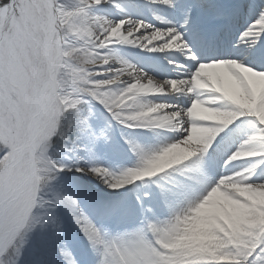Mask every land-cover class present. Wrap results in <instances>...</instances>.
<instances>
[{
    "label": "snow or ice",
    "instance_id": "snow-or-ice-1",
    "mask_svg": "<svg viewBox=\"0 0 264 264\" xmlns=\"http://www.w3.org/2000/svg\"><path fill=\"white\" fill-rule=\"evenodd\" d=\"M200 2L188 0L186 5H181L178 0H150L176 14L175 23L156 16L160 21L157 25L128 16L109 19L100 14L114 0H0V264H25V250L38 229L51 228L62 235L58 211L71 216L86 241L83 264H171L165 258V249L157 242L159 227L190 204L202 200L223 177L243 173L247 177L245 183L264 184V121L219 91L189 84L185 92L139 97L140 107L168 105L165 112L179 113L172 124L154 127L144 121L125 119L119 113L136 109L113 107L102 95L104 89L88 92L84 89H91L92 85L75 81L64 69L42 70L39 49L33 51L32 29L39 13L51 9L54 16L57 11L80 8L88 23L119 26L120 31L130 32L127 43H113V47L98 51L112 53L147 77L191 81L201 66H224L247 91V84L232 66L264 75V2L235 0L227 10L215 9L198 15L193 4ZM249 9L251 19L232 44L236 51L224 53L220 41L229 23L238 21ZM226 16L231 19H225ZM61 35L70 43L74 40L66 29ZM145 35L154 37L152 44L143 47V42L132 43L134 38ZM169 42H175L178 47H171ZM117 45L164 53L173 69L180 66L184 71L176 78H158L153 66L141 68L119 55ZM121 66L115 59L104 65L112 69ZM134 83L131 77H121V83L109 87L120 93ZM194 102L204 103L230 119L210 126L209 122L214 121L189 119L185 114ZM93 108H102L107 119L97 121ZM113 120L123 126L121 142L127 145L131 155L127 164L102 166L93 157L99 147L111 143ZM190 125L210 131L206 151L167 169L171 171L123 181L139 165L142 152L166 149L187 136L185 130ZM134 129L151 130L155 143L137 142L133 138ZM165 130H171L173 138L169 139ZM241 149L259 154L243 161L234 159ZM68 174L88 177L111 190L114 196L131 193L135 208L124 199L98 200L87 189L69 190L61 180ZM152 177L157 179L145 181L146 187L135 183ZM85 200L97 208L103 223H97L85 210ZM36 252L34 249L33 255ZM56 252L61 264H81L62 242ZM240 264H264V233L254 241L253 247L244 251Z\"/></svg>",
    "mask_w": 264,
    "mask_h": 264
},
{
    "label": "bare ground",
    "instance_id": "bare-ground-1",
    "mask_svg": "<svg viewBox=\"0 0 264 264\" xmlns=\"http://www.w3.org/2000/svg\"><path fill=\"white\" fill-rule=\"evenodd\" d=\"M130 1L132 4L136 5V7L131 8V10H133L132 19H142L145 22L158 25L160 21L155 19L156 16L163 17L167 20H171L170 18L174 16L172 15V13H174L173 11L162 6L152 4L150 3V0ZM179 1L180 0H178V2ZM233 2H235V0H207L206 3L205 1L201 0L200 3H195L193 6L197 9L198 15H204L215 9H229ZM254 2L261 3L264 2V0H254ZM180 3H184L186 5L188 0H182ZM103 13L104 11L102 10L100 14ZM47 14L48 16L45 18V25H47L44 33L45 37L41 44L43 52H45L47 71L55 69V71L58 72L61 69H64L66 73L69 74L75 81L82 84L92 85L91 89H84L85 91L98 92L101 89H104L105 91L102 93V95L108 100L109 103L113 105V107L136 109L127 113H119L120 115L124 116L125 119L144 121L149 124L156 120H164V118L177 115V113L165 111L162 113H151L149 108L139 106L138 99H128L131 97V95L138 92L143 84L147 83L146 79L149 77H144L142 73L138 74L136 70L134 72L131 71L129 66L123 64V62V65L121 64L122 66L119 69L104 67V65L112 62L113 60L109 57L103 59L106 56L103 53L106 52H100L98 49L113 47L112 42L117 40L115 37H110L112 34L110 33V30L113 29V26L107 24L93 25L92 23H88L82 9L80 8H73L68 11H57L54 16L51 12V9H48ZM251 16L252 10L249 9V12L238 20L235 38H237L238 33L241 31V28L247 22V20L251 19ZM97 28L99 30H97ZM65 29L67 30V33L74 38L73 42L70 43L67 39H64L61 45L55 46V31H58L60 34ZM117 36L120 35L117 34L116 37ZM153 39L154 37L145 35L140 37L139 42H143V44H152ZM126 40H128V38L125 39V41ZM132 41L135 40L133 39ZM169 45L173 48L178 47L175 42H169ZM116 47L119 49L122 47V45H117ZM145 47H147V45H145ZM160 48L163 49L164 46H160ZM140 51L146 52L143 49ZM125 52L126 51L124 50V53ZM162 56L165 57L164 53H162ZM125 59L128 58L125 57ZM76 61H80L78 65L81 66L82 69L74 72L69 67H67V65L68 62L75 63ZM86 63H89V65L84 66ZM138 67H141V65L139 64ZM232 68L233 71L238 73L243 81L247 84V91L239 86V81L233 76L232 72L224 66H201V68L198 69L193 75L191 81L179 80L178 82L181 84L183 91L186 90V86L189 84L204 90L219 91L222 93L223 97H227L229 100L239 105L241 109L256 115L258 119L264 121V75L253 73L250 70L243 69L235 65H233ZM183 71L184 70L182 68V70L176 71V73L182 74ZM95 76H106L108 78L95 81L88 79L89 77ZM121 77H131L135 83L124 91L115 93L109 86L121 83ZM138 80L142 82L140 83ZM165 86L167 85H164L163 88L165 91H167L168 86L167 89ZM187 90L191 91V88H187ZM93 109L97 111L99 116L102 117L104 121L107 119V114L103 112L102 108ZM185 115H187L189 119L197 120V118H192L189 113H186ZM176 119L174 121H176ZM228 119H230V117H227L225 114H214L210 116L207 121H214L209 122L210 126L211 124L219 121L227 122ZM111 124V143L107 146L99 147L96 150L93 159L99 165H110L112 167H116L118 164L129 163V157L131 154L127 145L121 142V130L123 126L119 125L118 122L114 120L111 121ZM135 133L136 135L133 138L136 139L137 142L144 144L155 143L151 130H143V132ZM183 147L190 151V149L195 148L196 145L188 143L183 145ZM167 150L168 147L166 149H161L158 152H142L139 165L137 168L130 170L126 177H137L134 173H143L141 177H137L138 179L144 176H152L165 170L171 171L167 169L181 163L182 161L176 160L172 165L166 166L165 168H154V170L151 172L144 171L145 169L152 168L157 157L164 155ZM112 153L118 154L119 157L115 163H111L108 160V157ZM256 154L259 153L250 149H241L239 152H237V154H235L234 159H240L243 156ZM74 175L79 178L80 182L83 184L87 183L89 187L97 188V185H99L95 181L91 182L89 179H82V176L79 174ZM161 175L164 174H158V176ZM155 179H157V177L144 178V181H138L135 183H139L142 187H146L147 185L145 184V181H151ZM124 182L129 181L124 180ZM238 186L239 187L229 186L222 188L220 192H215L212 190L208 191L207 195L203 197L204 200L190 204L185 210L177 213L170 221L165 222L161 230L165 232L170 231L174 234L187 232L185 235H190L188 233L194 231L191 233H193L192 237L196 238L195 242L200 246L211 245L212 254L218 253V249L221 246H224L226 243H234L238 240H245V238H251L254 240L255 236L253 234H248L247 231H255L256 229L260 228L264 222V184H245L242 182ZM71 189L72 188L69 190ZM120 191L123 192V189ZM243 198L248 199V201L252 203L253 213H246L249 205L246 204V207H243L242 210L239 207L240 203L235 202L239 201V199L243 200ZM121 199L126 200L128 205L133 209L135 208L131 193L124 195V198ZM89 206L90 207L84 206L85 210L89 213V215L91 214L94 220H96L98 210L92 204ZM192 210L198 211V216ZM202 214H204V216L200 218ZM232 214L234 215L233 217L231 216ZM57 216L59 218L60 224L62 225V235H57L51 228H48L44 231H40L38 229L33 234V238L31 240L32 249L24 256L25 264H61L60 257L56 252L57 245L61 242L67 247L73 242L72 249H70V251L76 257V259H78L81 264H83L87 252V244L85 239L67 212L58 211ZM173 227L174 229H172ZM207 229H209L210 233L207 231ZM197 235L200 236V238ZM189 243H191V241H189ZM45 244L48 246L54 244L51 248L52 256L49 253L47 255L45 254V248H43V245ZM34 249L37 250L36 255H33Z\"/></svg>",
    "mask_w": 264,
    "mask_h": 264
},
{
    "label": "rangeland",
    "instance_id": "rangeland-1",
    "mask_svg": "<svg viewBox=\"0 0 264 264\" xmlns=\"http://www.w3.org/2000/svg\"><path fill=\"white\" fill-rule=\"evenodd\" d=\"M47 12L39 13V19H38L37 23H35L33 25L32 38H31L32 39V45L34 46L33 51L35 52L37 48L39 49V57L42 59V63H43L42 70H44V71H47V68H46L47 63H46L45 52H43L41 44H42V40L45 37L44 33H45V28L47 26V25H45V18H47V16H48ZM113 31L114 30L111 29L110 33L113 34L114 33ZM55 33H56L55 46H57V45L59 46L64 41V37L61 35V33L59 34L58 31H55ZM54 37H55V35H54ZM137 41H138V39H137ZM58 54H59V51H58ZM60 54H61V51H60ZM103 54L106 55V53H103ZM78 63H80V61H76L75 63L68 62V65L67 64L66 65L72 71L76 72V71H79L82 69V67L79 66ZM86 65H89V63H86L84 66H86ZM93 111L95 113V117H96L97 121H100V122L104 121V119L99 116L97 111H95L94 109H93ZM103 112L106 113L104 110H103ZM108 160L111 163L112 162L115 163L117 160L116 154L112 153L108 157ZM82 179L87 180L89 178L82 176ZM134 179H137V177H135V176L134 177H126V178H123V181L125 180V181L130 182L131 180H134ZM61 180H62V182L65 183L66 187H68V188L69 187L73 188V187L77 186L81 189H87L98 200H120L121 198H124V196L112 195L111 190H106L100 184L97 185L98 186L97 188L89 187V185L87 183L83 184L82 182H80L79 178H77L74 174H68L66 176H62ZM235 202L240 203L239 207L242 210H243V207H246V204L249 205L246 213H248V212L253 213L252 203L250 201H248V199L243 198V200L239 199V201H235ZM90 204L91 203H89L86 200L83 201L84 206L90 207L89 206ZM37 211L39 212V209ZM193 212H195L196 215L198 213V211H196V210H193ZM96 216L98 219L96 218L95 221L97 223H103V221L99 217L98 213ZM203 216H204V214H202L200 218H202ZM231 216L233 217L234 215L232 214ZM163 226H161L157 229V231L159 233V237H158L157 242L160 244V246L162 248L165 249V258L169 259L171 261V264H186L187 261H193V264H228V263L240 264V261L243 257L244 251L253 247L254 241L259 237L260 234L264 233V222H263L262 225L260 226V228L256 229L255 231H247L248 234H253L255 236L254 240H252L251 238H245V240H238V241H235L234 243H226V244H224V246H221L218 249V253L212 254L211 245L200 246L196 242H192L191 238H193L192 237L193 233H191V232H194V231H191L190 233H188L191 236L185 235V234H187V232H182L180 234H174L170 231L165 232V231L161 230L163 228ZM172 229H174V227ZM207 231L209 232V229H207ZM41 235H44V234H41ZM199 235H200V233H199ZM200 236H198V237L200 238ZM32 238H33V236H32ZM189 241H191V243H189ZM72 244H73V242H72ZM53 245L54 244H51L49 246L47 244L43 245V248H45L44 251H45L46 255L48 253L51 255V252H52L51 248ZM205 245H207V244H205ZM31 249H32V241L30 242L28 248L25 250V254L28 253Z\"/></svg>",
    "mask_w": 264,
    "mask_h": 264
},
{
    "label": "clouds",
    "instance_id": "clouds-1",
    "mask_svg": "<svg viewBox=\"0 0 264 264\" xmlns=\"http://www.w3.org/2000/svg\"><path fill=\"white\" fill-rule=\"evenodd\" d=\"M135 70V69H134ZM138 74L142 72H138ZM143 74V73H142ZM144 77L145 74H143ZM194 107H200V104L197 102H194L192 105V108ZM191 108V109H192ZM185 131L188 132V135L183 137L181 140L175 141L173 144L168 146V150L164 155H161L157 157V159L154 162V165L152 168L145 169V172H151L154 170V168H165L166 166L172 165L174 161L176 160H186L193 155H198L204 151H206V148L208 145V140L210 138V131L202 126H192L190 125L188 129ZM192 143L196 145L195 152L189 151L187 148L183 147V145ZM137 177H141L143 173H134ZM192 242L196 241V238H191Z\"/></svg>",
    "mask_w": 264,
    "mask_h": 264
}]
</instances>
